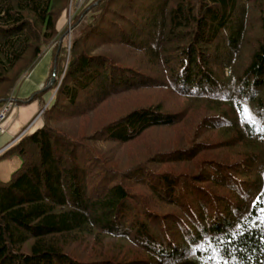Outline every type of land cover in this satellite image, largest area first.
<instances>
[{
    "label": "trees",
    "instance_id": "1",
    "mask_svg": "<svg viewBox=\"0 0 264 264\" xmlns=\"http://www.w3.org/2000/svg\"><path fill=\"white\" fill-rule=\"evenodd\" d=\"M71 1L0 0V107L53 43L56 90L0 264H264V0H86L68 52Z\"/></svg>",
    "mask_w": 264,
    "mask_h": 264
},
{
    "label": "crops",
    "instance_id": "2",
    "mask_svg": "<svg viewBox=\"0 0 264 264\" xmlns=\"http://www.w3.org/2000/svg\"><path fill=\"white\" fill-rule=\"evenodd\" d=\"M50 67L51 55L47 54L15 87L12 98L16 105L2 123L4 131L0 130V150L5 148L0 157L19 141L24 130L26 132L23 135L31 134L42 125V118L36 119V116L50 99L51 90L39 96L35 94L47 83Z\"/></svg>",
    "mask_w": 264,
    "mask_h": 264
},
{
    "label": "rangeland",
    "instance_id": "3",
    "mask_svg": "<svg viewBox=\"0 0 264 264\" xmlns=\"http://www.w3.org/2000/svg\"><path fill=\"white\" fill-rule=\"evenodd\" d=\"M85 1L86 0H72L70 5H69V7H68V9L62 14V16L59 19V22H58V29L59 30H63L66 26L69 27V35L66 38V45H67L68 52L70 51L71 38H72L71 21H72V18L74 16L75 10L79 9ZM89 25H90V21L85 22L84 25H82L83 28H81L82 26L80 27V30L88 28ZM53 48H54V43L46 48L43 57H45V55H47V54H50L51 55V59H52V56H53V50L52 49ZM25 75H27V74H25ZM63 75H64V72H63L62 76L59 78L60 81L62 80ZM52 78H54V81H55V77L52 76L47 81V83L43 86V88H48V86H47L48 82H49V84H52L54 82L53 81L52 83H50ZM49 90H51V92H50L51 95H49L50 99L43 106L44 109H46L47 106L50 105V103H51V101H52V99H53V97L55 95V92H56V90H53L51 88L47 89V91H49ZM20 162H21L20 157L17 154L13 153V152H9V153L3 155L2 157H0V179H2V180L9 179L11 174L20 165Z\"/></svg>",
    "mask_w": 264,
    "mask_h": 264
},
{
    "label": "snow or ice",
    "instance_id": "4",
    "mask_svg": "<svg viewBox=\"0 0 264 264\" xmlns=\"http://www.w3.org/2000/svg\"><path fill=\"white\" fill-rule=\"evenodd\" d=\"M246 110L248 111L249 116H252L253 117V122L254 123L261 124V127H260L259 131L264 132V118H262L260 120H257L255 118V114L252 113V110L250 108L249 109H246ZM262 199H264V197H262L261 195H257L255 197V199L252 201L251 206L252 207H256V210L259 213H261V215L258 216L257 219L260 221L261 225H264V208L257 207L261 203V200ZM241 218L243 219L244 217H241ZM234 227L238 228V227H241V225L239 223H236L234 225ZM194 243H195V241H194ZM197 246H199V245H197ZM209 259L211 260V259H213V257H209Z\"/></svg>",
    "mask_w": 264,
    "mask_h": 264
},
{
    "label": "built area",
    "instance_id": "5",
    "mask_svg": "<svg viewBox=\"0 0 264 264\" xmlns=\"http://www.w3.org/2000/svg\"><path fill=\"white\" fill-rule=\"evenodd\" d=\"M16 105V102L13 98H9L5 101V103L2 105V107H0V130L3 132L4 129L2 127V123L3 121L8 117L11 109ZM44 108H42L37 116H36V119L39 118V117H42V114L44 112ZM26 132V130H24L21 134V136ZM19 136V138L21 137ZM5 151V148L0 150V155Z\"/></svg>",
    "mask_w": 264,
    "mask_h": 264
},
{
    "label": "water",
    "instance_id": "6",
    "mask_svg": "<svg viewBox=\"0 0 264 264\" xmlns=\"http://www.w3.org/2000/svg\"><path fill=\"white\" fill-rule=\"evenodd\" d=\"M54 81V78L51 79L50 83H52Z\"/></svg>",
    "mask_w": 264,
    "mask_h": 264
},
{
    "label": "bare ground",
    "instance_id": "7",
    "mask_svg": "<svg viewBox=\"0 0 264 264\" xmlns=\"http://www.w3.org/2000/svg\"><path fill=\"white\" fill-rule=\"evenodd\" d=\"M10 98H12V96H11ZM8 99H9V98H8Z\"/></svg>",
    "mask_w": 264,
    "mask_h": 264
}]
</instances>
